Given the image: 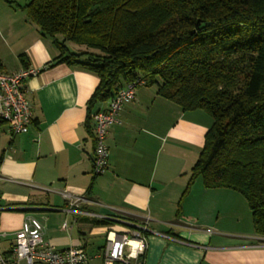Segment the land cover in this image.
<instances>
[{"label": "crops", "instance_id": "obj_1", "mask_svg": "<svg viewBox=\"0 0 264 264\" xmlns=\"http://www.w3.org/2000/svg\"><path fill=\"white\" fill-rule=\"evenodd\" d=\"M29 1L0 0V70L43 68L26 80L33 104L29 131L12 135L8 124L0 126V251L11 253L16 232L33 217L57 248H84L92 256L87 264H103L105 244L90 246L91 234H103L106 243L108 229L129 232L145 223L144 264H264V235L255 231L244 196L206 188L198 178L183 195L212 124L205 111H183L156 86H138L109 128L107 171L93 174L87 101L99 78L67 63L45 67L60 51L29 18ZM64 191L83 197L81 206L71 210Z\"/></svg>", "mask_w": 264, "mask_h": 264}, {"label": "trees", "instance_id": "obj_2", "mask_svg": "<svg viewBox=\"0 0 264 264\" xmlns=\"http://www.w3.org/2000/svg\"><path fill=\"white\" fill-rule=\"evenodd\" d=\"M24 8L60 51L45 67L67 63L99 78L87 101L92 135L97 104L133 81L183 111H205L212 124L183 195L197 178L238 191L264 235V0H30Z\"/></svg>", "mask_w": 264, "mask_h": 264}, {"label": "built area", "instance_id": "obj_3", "mask_svg": "<svg viewBox=\"0 0 264 264\" xmlns=\"http://www.w3.org/2000/svg\"><path fill=\"white\" fill-rule=\"evenodd\" d=\"M42 67L28 65L18 71L0 70V126L8 124L12 135L29 131L33 122V104L27 96L26 80L38 75ZM142 81L126 83L110 100L108 107L93 114L95 154L92 172L95 176L108 169L110 149L107 136L110 126L119 120L124 106L136 97V89ZM63 196L69 200L70 209L79 208L84 201L68 191ZM98 219L105 216L97 215ZM68 228V222L63 224ZM148 225L138 224L129 232L108 229L106 243L101 254L103 264H144L147 250ZM44 224L33 217H27L21 229L15 234V245L9 254L0 251V264H87L92 256L82 247L57 248L44 238Z\"/></svg>", "mask_w": 264, "mask_h": 264}, {"label": "rangeland", "instance_id": "obj_4", "mask_svg": "<svg viewBox=\"0 0 264 264\" xmlns=\"http://www.w3.org/2000/svg\"><path fill=\"white\" fill-rule=\"evenodd\" d=\"M198 180H201V178H198ZM90 242H93V244H90V246L95 245L98 248L105 244V237L103 234H98V232H95L94 234L90 235ZM90 246H89V249L91 248Z\"/></svg>", "mask_w": 264, "mask_h": 264}]
</instances>
